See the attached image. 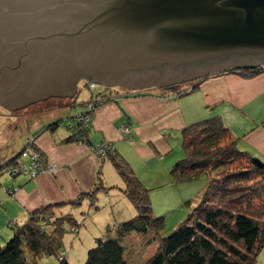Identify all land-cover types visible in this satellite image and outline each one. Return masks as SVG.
<instances>
[{
	"label": "water",
	"instance_id": "95a60500",
	"mask_svg": "<svg viewBox=\"0 0 264 264\" xmlns=\"http://www.w3.org/2000/svg\"><path fill=\"white\" fill-rule=\"evenodd\" d=\"M264 68V0H0V107ZM261 168L263 164L256 159Z\"/></svg>",
	"mask_w": 264,
	"mask_h": 264
},
{
	"label": "trees",
	"instance_id": "16d2710c",
	"mask_svg": "<svg viewBox=\"0 0 264 264\" xmlns=\"http://www.w3.org/2000/svg\"><path fill=\"white\" fill-rule=\"evenodd\" d=\"M228 73L252 78L264 73V68ZM192 90L186 88V92ZM60 122V119L51 121L45 130L57 133ZM92 122L80 112L65 128L70 136L62 143L93 147L88 138ZM81 124L86 129L81 130ZM228 135L219 116L196 122L181 131L184 158L171 167V184L184 191L185 183L198 176L204 175L205 181L193 189V192L200 190L197 196L185 189L186 195L181 198L193 196L192 201L197 205L184 222L160 239L156 252L146 264H255L257 253L264 246V164L261 162L262 168L257 165L256 158L241 151L234 139L225 143ZM105 152L124 183L123 188L118 189L136 214L116 225L108 223L104 235L96 238L95 247L87 252L84 264H129V252L122 244L125 238L135 233L148 238V242L154 241L164 228V218L153 215L151 188L144 186L114 146H106ZM16 155L19 153L14 157ZM37 156L42 157L38 153ZM27 159L28 156L20 157L22 164ZM107 190L98 184L73 200L33 211L26 224L13 227L9 224L12 236L0 247V264H37V259L51 256H56L59 264H68L66 258L60 261L58 255L66 256L65 251H60L66 234L64 226L68 225L74 233L79 232L80 224L72 208L81 206L84 200L93 204V198L96 200L99 192L107 193ZM16 191L13 189L10 193ZM193 202L187 201L186 205L190 207ZM45 212L50 213L43 215Z\"/></svg>",
	"mask_w": 264,
	"mask_h": 264
},
{
	"label": "crops",
	"instance_id": "0c3cea01",
	"mask_svg": "<svg viewBox=\"0 0 264 264\" xmlns=\"http://www.w3.org/2000/svg\"><path fill=\"white\" fill-rule=\"evenodd\" d=\"M189 94L179 98L158 94L118 98L97 111L88 134L90 144L111 142L144 186L158 189L168 181V168L160 164L173 148L174 137H180L181 131L191 124L219 116L237 147L264 164V73L252 78L233 73L217 74L201 81ZM2 120L0 118V169L12 160L15 151V147L8 144L9 136ZM47 125L35 135L31 134V138L37 137L38 149L59 170L53 176L31 181L23 176L6 177L0 172V247L12 236L11 227L21 225L29 213L40 207L73 200L98 184L109 190L113 188L105 194L114 199L122 196L118 187L123 188V182L116 173L111 175L104 164L88 152L86 145L62 143L70 136L69 132L51 134L45 130ZM126 125L129 133L122 134L120 129ZM107 166H111L110 163ZM13 189L17 191L11 194ZM188 190L195 196L200 191ZM117 212L113 215L115 223L136 213L128 201L126 208Z\"/></svg>",
	"mask_w": 264,
	"mask_h": 264
},
{
	"label": "rangeland",
	"instance_id": "374dc122",
	"mask_svg": "<svg viewBox=\"0 0 264 264\" xmlns=\"http://www.w3.org/2000/svg\"><path fill=\"white\" fill-rule=\"evenodd\" d=\"M188 87H190V85L177 84L166 88L149 87L145 90L132 91L122 88L106 89L81 81L77 86L75 97L73 96L72 98L54 97L45 101L32 103L22 109L14 111H9L0 107V118L3 119V127L6 129L5 132H7V136H9L8 144L10 147L11 144L15 147L14 154L19 153L20 155H16L14 157L15 159L7 162L2 175L4 174L6 177L8 176L10 178L23 176L31 181L44 176H53L58 172L59 168L51 165L45 154L38 149L36 141L37 137L30 138L31 134L35 135L38 129H41L53 120H61L59 127L57 128V134H67L69 131L65 128H67L68 124L72 122V119H74L80 112H84L87 117L94 120L99 109L115 103L114 101L122 96L133 95L137 97L139 95L154 96L155 94H158L164 97L166 96L165 98L172 95L179 98L190 93L186 92V88ZM195 89L196 88L192 91ZM150 93H152V95ZM107 96L110 97V99L108 98L107 100ZM81 125L79 126L81 130L86 129L83 124ZM120 130L122 134H128L130 128L126 125L121 127ZM230 135L226 136L225 143H228L233 139ZM24 138H26V142L24 141ZM23 143H25L24 146ZM173 144L171 151L163 157V159H165L164 162L160 164L163 168H168V181H166V183L159 189L147 188L151 190L150 202L153 215L155 217L164 218V228L159 235L155 237L154 241L151 240L148 242V238L135 233L125 238L122 244L127 248V252H129V264H146L156 252L160 239L168 236L179 224L184 222L187 216L191 213V210L197 205V203L194 204L192 201L193 196L189 197L191 199H183L181 196L186 195L184 192L185 189L186 191L189 188L193 190L196 186L202 184V182L205 181V177L204 175H201L194 178L192 181L185 183V188H183L184 191H181V188L171 184L169 171L175 162L184 158L182 146H180V137H174ZM108 145L113 146L111 142L103 141L100 145L97 144L93 147H88L87 149L100 164H104L105 169L109 171L111 175H116V172L113 167H111L112 164L108 161V157L103 148ZM25 151H29L30 154L28 159L26 161L24 160V164H22L20 157L23 156L22 152L25 153ZM37 153L42 156L41 159H39V157L37 158ZM26 163L31 165V170L33 169L34 171L32 175H24V166H26ZM107 163H110L111 166L106 167ZM29 170L30 169L26 172H29ZM111 190H113V188L110 189L109 192ZM120 195L122 196L115 197L114 199L111 195L99 192L96 197L97 199L94 200L93 198V204H89L88 200H84L82 201L81 206L74 209L72 208V214L80 224L79 232L74 233L68 225L64 226L66 234L63 236L60 251H65L66 256L58 255L60 261L66 258L67 262L69 261L68 264L85 263L87 252L95 247V239L104 235L105 227L108 223L111 224V226L115 224L113 221V215L118 213L117 210L119 211L126 208V201L129 200L126 198L125 194L120 192ZM187 201L193 202L190 207L186 205ZM49 206H52V204L40 208H46ZM95 207H97V209ZM45 213H43V215H49L50 212ZM30 214L31 213L28 214L26 221L21 225L26 224L30 218ZM135 214L136 213H134L132 218ZM40 217L41 215H39L37 219ZM9 238L7 240H9ZM37 264H59V261L56 256L42 257L37 259ZM255 264H264V246L258 251Z\"/></svg>",
	"mask_w": 264,
	"mask_h": 264
},
{
	"label": "built area",
	"instance_id": "2783aa9c",
	"mask_svg": "<svg viewBox=\"0 0 264 264\" xmlns=\"http://www.w3.org/2000/svg\"><path fill=\"white\" fill-rule=\"evenodd\" d=\"M104 148V150L106 151V146H104L103 147ZM99 152H101V151H99ZM98 152V153H99ZM29 154H30V152L29 151H25V153H23L22 155V157L24 158L25 156H28L29 157ZM26 166H24V169H25V174L24 175H27V176H29V175H32L33 173H34V171H33V169L31 170V165L29 164V163H26L25 164ZM28 165V166H27ZM28 169H30L29 170V172H26Z\"/></svg>",
	"mask_w": 264,
	"mask_h": 264
},
{
	"label": "bare ground",
	"instance_id": "6f19581e",
	"mask_svg": "<svg viewBox=\"0 0 264 264\" xmlns=\"http://www.w3.org/2000/svg\"><path fill=\"white\" fill-rule=\"evenodd\" d=\"M37 158H38V156H37Z\"/></svg>",
	"mask_w": 264,
	"mask_h": 264
}]
</instances>
